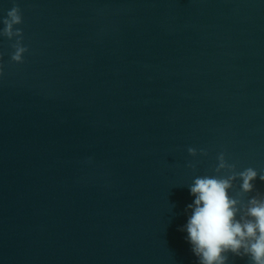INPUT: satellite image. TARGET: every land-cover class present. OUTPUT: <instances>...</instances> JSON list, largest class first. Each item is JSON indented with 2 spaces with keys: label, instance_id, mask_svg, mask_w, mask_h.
Listing matches in <instances>:
<instances>
[{
  "label": "water",
  "instance_id": "95a60500",
  "mask_svg": "<svg viewBox=\"0 0 264 264\" xmlns=\"http://www.w3.org/2000/svg\"><path fill=\"white\" fill-rule=\"evenodd\" d=\"M14 3L0 264H198L179 230L194 179L232 174L221 152L264 174V0H0V21ZM240 184L242 204L264 195Z\"/></svg>",
  "mask_w": 264,
  "mask_h": 264
},
{
  "label": "clouds",
  "instance_id": "9594fccd",
  "mask_svg": "<svg viewBox=\"0 0 264 264\" xmlns=\"http://www.w3.org/2000/svg\"><path fill=\"white\" fill-rule=\"evenodd\" d=\"M0 22L4 25L0 33L8 37L21 36L22 30L15 27L23 22L19 5L14 3ZM26 51L25 46L18 44L11 59L22 62ZM3 74L0 64V76ZM188 152L195 155L196 149L189 147ZM218 160L216 171L227 168L232 174L194 179L189 186L190 195L194 197L187 205L190 214L179 230L187 233L186 240L198 264H229L230 255L247 258L248 264H264V195H253L242 204L230 192L237 178L241 181V192H253L254 181L258 178L264 182V174L251 167L235 172V165L227 163L224 152L219 154Z\"/></svg>",
  "mask_w": 264,
  "mask_h": 264
}]
</instances>
